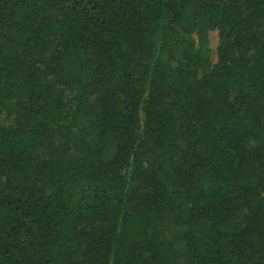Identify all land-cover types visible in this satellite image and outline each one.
Here are the masks:
<instances>
[{"label": "trees", "instance_id": "1", "mask_svg": "<svg viewBox=\"0 0 264 264\" xmlns=\"http://www.w3.org/2000/svg\"><path fill=\"white\" fill-rule=\"evenodd\" d=\"M0 264H264V0H0Z\"/></svg>", "mask_w": 264, "mask_h": 264}, {"label": "rangeland", "instance_id": "2", "mask_svg": "<svg viewBox=\"0 0 264 264\" xmlns=\"http://www.w3.org/2000/svg\"><path fill=\"white\" fill-rule=\"evenodd\" d=\"M210 48L212 50V62L216 63L218 60L217 50L220 45V34L218 30H212L209 32ZM83 123V122H82Z\"/></svg>", "mask_w": 264, "mask_h": 264}]
</instances>
